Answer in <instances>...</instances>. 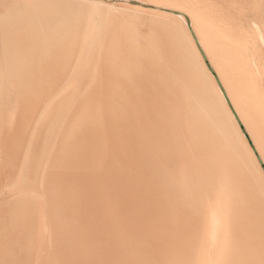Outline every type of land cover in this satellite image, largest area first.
Segmentation results:
<instances>
[{
	"label": "bare ground",
	"instance_id": "bare-ground-1",
	"mask_svg": "<svg viewBox=\"0 0 264 264\" xmlns=\"http://www.w3.org/2000/svg\"><path fill=\"white\" fill-rule=\"evenodd\" d=\"M134 1L135 2L133 3L131 0H60V5L57 3V7L59 8L60 6L59 9L61 10V23H58L60 24V32L58 31L59 28L53 25L50 26L49 22H47L49 25L45 24L47 27H56L57 29H53H56L61 34L59 43L56 38V44L54 43L52 45L49 43L53 46V57L49 56V52L51 51L49 47L46 46L49 50L47 55L52 59L55 58L54 62L50 63L53 64V67L61 68L62 79L65 78L62 83L60 101H56L55 106L53 105V102L48 106L46 104L47 102L45 105H40L41 103H39L37 97H35L36 101L33 100L34 103L32 102V104L30 102V105L28 106V109H30L32 113L29 114L30 111H26L25 115H23L24 113L22 112L24 108L20 107L18 118H16V116L12 117V115H5V104H0L1 113H4V116L0 115V118L3 119L6 127L3 124L2 125L7 131L5 132L6 139L4 138V143L12 144L10 146L3 144L4 147L0 149L1 153L3 152L1 157L5 155V157H3L5 160L8 156L11 157L16 155L14 160L15 165L17 159L20 160V162L18 160L19 163L15 167L13 166V168H10L13 164L11 166L6 165V167L4 166L5 163H3L4 165L0 166V172H2L1 167H6L7 169L10 166V170L14 169L12 171L7 170L8 172H11V174H8L6 171V174H8V177L10 176V178L8 180L6 179V184L4 182V184L2 183L5 187L3 188L4 196L1 200H11V203L12 201H19L21 204H23L22 202H28L36 209V213L32 211L33 215L36 214V218L34 219L30 217L36 221L35 228L33 227L34 223H32L34 221H31L33 228L31 227L30 230L32 231V229H34L31 233V235L34 233V236H29V238H32L30 241L34 242L33 247H31L32 251H30V245L32 244H29L28 242L29 245H27V243L25 244L26 241H23L26 246H23L25 249L21 251L22 254L20 253L24 260L21 257V260H19L16 257L17 254L11 251L15 248L12 244L14 245V243L17 242V244L20 245V241L21 244L23 243L22 236L24 235L23 233H25L24 230L27 226L23 224L24 229H22V227L19 228L22 229L21 231L23 232L21 233L23 235L21 238L16 237V239H20V241L17 240L16 242H13L7 240L10 245L7 244L6 248H3V246L1 247V249L3 248L5 250L1 251L0 249V264H152L157 262L158 258L155 259V255L157 252L160 254L163 253L162 249L165 248L166 244L164 243L166 239L163 241V238L167 235L163 232L162 227H157L158 224L160 223L159 225H163L164 227L172 224L174 229L179 226V228L177 227V230H180V225L178 224L182 222L185 225V222L188 221V225H190L188 230H186L187 233H185L186 239L182 236L181 239H184L181 241L179 239L181 235L180 237H177L181 241L178 240L181 243L180 249L185 246L186 253L184 254L187 257L178 256L182 261L181 259L179 260L176 258L177 261H175V264H264V0H244L242 3L236 0V5L234 3L236 1H234L231 4L229 3L228 7L222 6L219 0ZM26 3L27 2H25V4ZM47 3L48 2H45V4ZM58 8L57 10L59 11ZM50 12H52V10ZM53 16L55 15L53 14ZM248 18L249 20L247 21ZM39 19L41 20V18ZM45 19L47 20V18ZM64 19L67 20L66 24L69 23L68 27H65V23H63ZM48 20L51 19L49 18ZM43 22L44 21L41 23L39 21V24L42 26ZM64 22L66 21L64 20ZM16 26L18 27V25ZM16 26H13V28H16ZM50 29H47V31H50ZM14 30L16 29H13V31ZM45 30L44 32H47ZM58 32L53 33L54 36ZM60 34H58L57 37H59ZM13 37L15 38L14 35ZM24 37H26V35ZM55 39L53 38L51 40ZM21 40L24 42L25 39ZM18 41H20V39L17 40V43ZM14 43L15 45L17 44L16 42H12V45H14ZM33 46L35 47V45ZM30 48L32 49V47ZM41 50V52H44L43 49ZM18 52H15V54H18ZM30 53H28V56ZM33 60L34 58L32 61ZM42 60L43 59H41V61ZM117 64L120 66V70L122 68V71L119 73V79L122 75L121 73H124L123 77H121V81L123 78V83L118 82L117 84L122 83L124 86H126L125 83L129 80L127 78L126 81H124L128 72L137 71L138 73H141L142 69L144 72L148 71L149 79L152 80L151 76L154 78L153 84H155V87H153L151 83V85L149 84L154 89V91H151L152 88L149 90L152 92V95H150L153 96L152 98L154 99L151 104H149L148 97V104L144 102L146 101L143 100L144 98L140 100L141 102H144L143 104H145V106L148 105L147 109L149 111L145 109V111L147 110L148 112V116L146 115L144 118V116H142L143 114H141L142 107H139L141 102H139L138 105H135L133 102L129 101L132 97L127 99L130 95L135 94L136 91L133 89L132 92L134 93L129 95V93H123V86L117 87L122 90V93L119 90L120 94H124V96L119 95L120 97L118 95L115 96L120 98L116 99L119 103L121 102L118 105L122 106L124 102H122L121 99L122 97L125 98L122 100L126 102L128 100V103H131L130 106L132 107L137 106L135 108L137 112L133 109L132 111L138 114L139 111H141L140 116L144 119L138 114H136L137 116L130 117L131 114H129L128 111L131 112V110H125L126 108H123V111H125L123 114L125 115L126 111L129 114H127L125 119L127 118L128 120L132 118L133 120V122L131 120V123H133L132 126L135 129L134 134L136 136L132 137L137 139L130 138L129 140L127 133L124 132L127 136L124 133L122 134L124 135V137H122V150L124 149V154L122 155L124 156L120 159L119 156L116 157V155L113 154L115 159L111 162V158L114 157L108 155L111 160L108 162V165H106V173L104 174V170H102L103 175H106V182H104L106 189L103 190L106 191V193H103L105 194V203L103 201L98 203L100 197H98V201L96 202L99 205L95 204L94 202L96 200L92 199V203L95 205L93 204L94 206L93 208L91 207L92 209L90 212H86L83 210V207L87 210V207L90 205L92 206V204L88 205L89 202L91 203L92 201L90 195L92 193L87 191L89 192L91 200L89 202V199L87 200L88 204H83V207L79 205L82 202L81 198L84 196L85 199V195H87L83 194V190H85L86 187L84 185L85 189H83V185H81L83 183L81 182L86 184L90 182L91 179H85V181L87 180L86 183L85 181H81L80 178L78 182L75 181L78 185L81 181L80 187L83 189L81 191L83 195H81L79 201L78 198H75L76 192L74 194L71 192V190L76 191L78 185L72 183L74 181H70L71 183H68V185L71 184V187L72 184L74 185L72 187L73 189H71L70 185L68 186L65 184V182H68L65 181V179H68L66 178L68 177L66 174L72 173L68 179L71 180V176L75 174L78 175V173L75 172V170L69 172V165L72 163H69V165L66 163L70 160H75H73V158H68L67 155L70 153L69 151L73 150H65L63 142L66 135H68V130L73 132L72 136H75L74 133L78 130L74 131L73 128H71L72 130L69 129L70 127H73L72 125L74 124L78 125L76 128H79L80 125V130L81 127L83 128V131H80L81 134H78V139L75 138L77 141H74L78 142V145L71 141L73 142V145L75 144V146L79 147L81 150H83L84 147L88 148L86 147L88 144L90 150H93V147L95 148L93 145L97 146V142L102 139L99 140V138H97L99 141L95 142L93 138L94 136L96 138L97 135H101V138L102 136L104 138L106 135V129H103V133L101 128V133L99 130L101 125L99 127L98 122L100 119L105 118L108 112L107 114L105 113L106 115L100 116L97 107L100 106L99 101L106 96L102 97L101 95L103 94L100 95V93H103V91L100 92L99 90L100 93H98V95L101 98L97 96L99 97L97 99V107L94 106V103L96 102L91 99L93 95L96 94L93 89L102 85L100 82L102 81L105 67L108 68L107 70L109 73L111 69L114 70L116 68ZM39 66H36V69L39 68ZM26 69L25 71H28ZM18 70L19 69H17V71ZM116 71L117 70H115V73L113 74L114 77H117V75H115ZM150 72L152 73L151 76ZM6 73L9 74L8 72ZM36 73H38V71H36ZM138 73H134V76ZM11 74L12 72L10 75ZM28 74L26 72V76ZM146 75L147 74L144 75V79L145 77L147 79ZM8 76L6 75L5 77ZM129 77L131 78V76ZM137 77L138 76H136V79L140 76ZM106 78H108V83H111L110 87H107L109 85L106 87L112 89L111 81L116 80H113V77L111 80L109 74ZM136 79L133 81L137 82L136 86H138V80L135 81ZM149 79H147V81ZM133 81L131 82L134 83ZM105 84L107 83L105 82ZM143 84L141 85L142 87L145 85ZM113 85V87L117 86L115 83H113ZM104 88L105 87L103 86V89ZM107 88L106 90H108ZM117 88L112 89L114 94L118 91L115 92ZM128 88L129 85L126 89L128 90ZM145 88L147 89V87ZM146 89L144 93H146ZM7 90L11 91V89H5L4 91L7 93ZM110 92L112 91L110 90ZM91 93L92 96H90ZM139 93L141 94V92ZM139 93L137 94L138 97L140 96ZM114 94L111 93L112 96ZM116 94H118V92ZM126 94H128V96ZM145 95L149 96L148 92ZM89 96L91 99H89ZM108 96L109 99H112L110 98L112 96ZM115 97L113 100H115ZM138 97L134 99L137 100ZM94 99L96 101V97H94ZM106 100L102 103V107H104V103L107 102ZM113 102L112 104H115V102ZM110 104L111 103L108 105L109 107L112 106ZM116 106L117 105L114 107ZM125 106L127 107V104ZM94 107H96V110L98 109L97 112H94ZM102 107L100 109H102ZM105 107H107V105ZM109 107L107 108H113ZM119 108V110H122L121 107ZM88 109L92 111L88 112ZM113 110L115 111V108ZM102 111H104V109H102ZM117 111L118 110L114 113ZM133 112L131 113L133 114ZM119 113L122 115V112ZM119 113L117 112L116 114L119 116ZM112 115H109L107 120L104 119L105 122L108 121ZM124 115H122V117ZM118 116H116L114 122L120 121L116 120L120 117ZM73 119L77 122L74 121L75 123L71 125ZM125 119H122L123 121H121V123L123 122V128L126 124L129 125L127 120L126 123H124ZM100 123H104L103 119ZM119 125L117 127H119ZM107 127H109V125ZM129 127L127 126V132L130 130ZM243 127L245 129H243ZM15 128H17V131L14 130ZM112 128V130L115 129L114 127ZM120 128H118L119 130L115 129L119 131H117V134L111 133L110 136L108 134L111 131L107 128L109 129L107 136L110 138L112 135L118 136V133L121 132L120 130H123ZM127 128H125V131ZM247 134L250 136V139L253 142L252 144L249 142ZM119 136L121 137V135ZM1 137L3 138V133L1 134ZM70 137L71 136H69V138ZM2 138L0 140H2ZM112 138L115 139L116 137ZM112 138L110 140H112ZM71 139L74 138H70V140ZM106 139L105 136L103 141ZM131 139L136 140L135 142L138 143V148L137 145H135L136 147L134 146L137 149H134V147L131 146L134 151L129 150L130 144L126 145L129 149L125 147V144L131 141ZM116 140L113 141L116 142ZM103 141L101 142L103 143ZM113 141L111 142L108 140L106 143L113 145ZM120 141L122 143V139ZM115 142L114 145H116L118 141ZM106 143L103 145L108 146ZM21 144H24V147L21 146L23 148H18V145L20 146ZM69 144L71 145V143ZM69 144H67V146ZM119 145L120 144L117 146L119 149L118 151H121ZM102 146L100 145V147ZM100 147L98 146V149L95 148V150H97V152L98 150H102L101 152H103L104 148L99 149ZM110 147L111 146H109V148ZM67 148L69 147H66V149ZM20 149L22 153H18ZM77 149L75 148V150ZM108 149H105L106 151H104V153L109 154V151V153H107ZM75 150L73 154L75 153L76 155ZM85 150L87 152L88 149H84L83 151L85 152ZM79 151H77V154L82 152ZM111 152L114 153V150ZM88 153H91V151H88ZM99 153L100 152H98V154ZM119 153L121 154V152ZM83 154L84 153L82 152V155ZM88 155L92 156V154ZM93 155L95 156L97 154L94 153ZM18 156L19 158H17ZM85 156L86 155H84V157ZM108 156L107 159L109 158ZM69 157H71L70 154ZM87 157L89 156H86V158ZM60 158H68V161L64 162L65 166L69 167V171L64 174L68 169L66 170L63 168L66 171L64 170V172L58 175V171L64 166H61V163L64 164V162L60 163ZM89 159L91 160L92 157H89ZM97 159V162L99 163V157ZM119 159L120 161H118ZM12 160L11 157L10 161ZM57 160L59 161L57 162ZM104 161H107L106 158ZM124 161H126V163H124ZM2 162L0 164H2ZM8 162L6 161V163ZM81 162L82 161H80V163ZM85 162L87 163V161ZM97 162H94V164ZM10 163L11 162L8 164ZM103 163L100 165L103 166ZM59 166L61 168H59ZM101 166L99 167L102 168ZM99 167L96 165V168ZM84 168L85 167L83 166V171ZM86 169L87 168H85V170ZM96 170L97 169H95V171ZM80 171H82V167ZM88 171L89 169L86 173ZM98 172H101V170ZM79 173L82 174V172ZM96 173L92 174L94 175ZM102 173L100 174L101 176ZM61 175L65 176V179H63ZM77 175H75V177ZM142 175L145 176L144 183H142L143 177H140ZM3 177L5 176L3 175ZM84 177L88 178L86 175H84ZM104 177L102 176V178ZM2 180L5 179L3 178ZM92 180L91 183L88 184H90L91 187L93 186V189H91L94 190L95 184L92 185V183H95L96 179L95 181ZM99 182L100 180L98 183ZM63 184L64 186L66 185L65 187L67 189L68 187L71 189L70 191L68 189V191L70 192V195L73 194L75 199L69 195V192L64 186L60 189L59 193L57 192L58 194L54 193L57 190L59 191V185L62 187ZM88 184H86V186H88ZM75 185H77V187H75ZM97 185L103 186L104 184L96 183V187ZM90 186H88V188ZM81 188H79V190ZM64 189L68 192L69 197L66 193L65 195H62L64 196L62 199L68 197L69 200L72 198V201L73 199L75 201L78 200L80 202L78 205L82 207L81 210L83 212L85 211L84 213H81L77 208L78 213H81V215H78H84L86 217L91 215V218L89 216V219L87 220L85 217V219H81L83 216L81 218L78 216V220H76L74 216L77 212L75 213L74 210H72L71 212L74 213L67 212L68 214L70 213L68 215L64 212L66 210H62L63 213L61 211L62 208H60L59 212L67 214L68 218L70 215L74 214L71 218L77 221V225L76 227L74 226V228L72 227V224L70 225V223H73V219H68L65 217L66 215L64 216L66 220H72L71 222H66L73 228L70 231L71 236H69L70 239L73 238V242L71 241L72 244L69 242L70 239H67V234H69L68 231L71 227L67 228L69 225H66V234L63 229L66 223H63V226L61 221L55 219V217L58 218V215L56 214L58 211L54 212L57 216L53 213V210H56L55 204L57 202L55 203V201L52 200H56L58 195H61V191ZM91 189L90 191L93 192ZM98 189L99 188H97V193L99 194L100 191L98 192ZM52 192L53 197L51 196ZM78 192L80 194V191ZM54 194H57L56 198L54 197ZM79 194L77 197H79ZM60 195L58 197L59 199L62 197ZM66 201L63 202L65 203ZM72 201L70 200L72 205L74 203L76 204L75 201ZM68 202L69 201L65 204L59 202L60 204H58L59 206H63L68 204ZM2 204L0 206H2ZM76 205L74 206L75 210ZM4 206L5 205H3L2 208ZM22 206L25 207L24 204ZM53 206L54 208H52ZM59 206L57 205L58 209ZM103 206H105L104 209ZM5 207L4 209H7ZM23 207L19 208L20 212L23 210ZM71 207L73 208V206ZM94 207L95 209L99 208V210H101H96L98 211L97 214L101 212V216L100 214L98 216L96 211L93 212ZM11 208L12 211L8 208L10 213L13 212V210H17V207L15 209L13 207ZM27 208L28 207L25 209ZM31 208L28 210H31ZM19 209L17 211H19ZM168 209L169 211L167 212ZM15 212H13V214L11 213L12 216H14ZM3 213L5 214L4 211ZM18 214L16 216L17 218L15 216L13 218L15 221H20L22 216L25 217L26 215L21 213L22 215L20 214L21 217H19ZM62 214L60 215L59 213L60 219L63 217ZM1 215L2 214L0 213V216ZM6 215L11 216L10 214ZM31 215L32 214H29V216ZM104 215L107 216L105 218L107 219L106 221H104L105 219H102L104 218ZM29 216L27 215L26 217ZM8 218L10 219L12 217ZM15 218L20 219L16 220ZM65 218H63V220ZM25 219L26 218L22 220L25 221ZM55 220L62 224V229L66 235L60 230L57 231V226H60V224ZM21 221L20 225L22 223ZM75 221L74 223H76ZM10 222L11 223L8 222L10 225L9 227L12 228L13 221ZM54 222H56L55 225H59L53 227ZM17 223L18 222H16V225ZM79 223L82 224L81 226H83V224L86 225V223L90 226L81 227ZM26 224H28V222ZM0 225L3 226L4 224ZM30 226L28 227L30 228ZM169 226L171 229L172 226ZM9 227L5 228L7 229V233L11 230L13 231V228L16 230L18 226H14L10 231ZM1 229L3 230V228ZM181 229H184V227L182 228V225ZM14 231L12 233H14ZM60 232L67 237H61L62 235H60ZM171 232L174 234L175 231ZM21 233L19 234L21 235ZM253 233L255 236L253 240L256 238V241L253 242V240H251L254 244L248 242L250 239L249 237H251ZM181 234L184 235V233ZM174 235L175 237L177 236L176 234ZM2 236L5 237V235ZM27 237H25L24 240H27ZM61 238L63 241H65L64 239H67L69 244L66 242L67 245L65 243V245H63V243L60 242V240H62ZM1 239L3 238L1 237ZM168 240L171 241L169 237ZM175 240L176 239H174V242L171 241L172 244L169 242L170 245L167 247L170 248L175 246V249L177 245L180 247V243L178 241L175 242ZM247 242L251 246V249L249 247L248 251L245 252L246 248L244 249V247H247ZM176 243L179 244L176 245ZM14 246H16V244ZM179 247L177 249H179ZM177 249L175 250L176 252H178ZM167 251L164 253H167L168 255L170 252ZM173 251L171 255H173ZM181 251H183V249L180 250V252ZM11 252L14 253L13 255L16 258L12 256ZM15 252H18V249ZM163 255L164 254H162V257ZM10 256L14 258L12 259ZM171 259H166L164 255V261L166 264H172L171 261H174V259ZM157 264L159 263L157 262Z\"/></svg>",
	"mask_w": 264,
	"mask_h": 264
},
{
	"label": "rangeland",
	"instance_id": "rangeland-1",
	"mask_svg": "<svg viewBox=\"0 0 264 264\" xmlns=\"http://www.w3.org/2000/svg\"><path fill=\"white\" fill-rule=\"evenodd\" d=\"M234 1H236V0H219L220 4H221L222 6H225V7H228V6H229V3L231 4V3H233ZM237 1H238V2H241V3L244 2V0H237ZM237 1L234 2L235 5H236ZM131 2L134 3L135 1H134V0L132 1V0H131ZM63 17H64V16H63ZM249 18H250V16H249ZM249 18L247 19V21L249 20ZM262 18H263V16H262ZM64 20H65L66 22H64ZM64 20H63V23H65V24H64L65 27H68V26H69V23L66 24V23H67V20H66V19H64ZM69 21H71V20H69ZM263 51H264V48H263ZM108 56H109V55H108ZM108 56H107V57H108ZM207 63H208V62H207ZM208 65H209V63H208ZM118 67H119V68H118ZM107 69H108V68L105 67L104 70L106 71V74H105V71H104V73H103V77H104V78L102 77V81H101L102 83L100 82V84H102L105 88L103 89V86H102V85H99V86H97L96 88L93 89V91L96 93V94L94 93L96 96L93 95L92 99H91V97H90V96H92V93H91L90 96H89V99H91V100H93L94 102H96V103H94V106H96V104H98V103H97V102H98L97 99L100 97V96L98 95V93H100V92L103 91V93H100V95H101V94L104 95V96L101 95L102 97H105V96L107 97L108 95L112 96L111 93L114 94V92H113V90H112L113 88H117L118 86H121V87L123 86V87H126V88H127L128 85H129L128 90H127L126 88H123V87H122V89H124V90H123V93H129V95H130V94L134 93V92H132L133 89L136 91V92H135L136 95H135V94H132V95H130V97H128V98L125 96L127 99H129V98L132 97L131 99H129L130 102H133V104L138 105V103L141 102L140 100L144 98L143 100H146V101H144V102H146V103L148 104L147 97H148V99H149V104H151V102H153V99H154V98H152L153 96H151V95H152V94H151V93H152L151 91H154V89H153L152 86H150V85L152 84L153 87H155V84H153V83H154V82H153V81H154V80H153L154 78H153V76H151V75H152L151 72H150V76L152 77V78H151L152 80L149 79V76H148V75H149V72L146 71V72H147V73H146V72H144L143 69L141 70V71H142L141 73H140V72L138 73L137 71H130V72H128V74H130V75L127 74V77L125 78L124 81H126V79L128 78L129 80H127V82H128V81H130V82H128V83L126 82L127 84L124 82L125 85H126V86H124V84H122V83H123V82H122V81H123V78H122V81H121V77H123V75H124L123 72L121 73L122 75H121V77H120V79H119V76H120L119 73L122 71V68H121V70H120V66H118V64H117V65H116V68H115L114 70L111 69L109 73H108V70H107ZM118 69H119L120 71H119ZM112 70H113V71H112ZM115 70L119 71V72L116 71V74H115V75H117V77H114V75H113V74L115 73ZM131 72H133V73H131ZM117 73H118V74H117ZM134 73H138V74H136V76H138V77L140 76V77H139L140 79H139L138 77H137L138 79H136V76H134V75H135ZM108 74H109V78H110V79L113 77V80H116V81H117V82H116V81H111V82H112V86H111L112 89H111V88H110V89L107 88V87H110V84H111V83H108V80H107L108 78H106V77H108ZM140 74H142L143 76L140 75ZM145 74H147V75H146V76H147V79H149L150 81H149V80L147 81L146 77H145V79L143 78ZM106 75H107V76H106ZM132 75H133V79H132ZM110 76H111V77H110ZM129 76H131V78H130ZM141 76H142V78H141ZM117 78H118V80H117ZM130 79H131V80H130ZM134 79H136L135 81L138 80V86H136V83H137V82H134V81H133ZM64 80H65V78L63 79V81H64ZM111 80H112V79H111ZM119 80H120V81H119ZM140 80H143V81H140ZM131 81H133L134 83H132ZM144 81H145V82L147 81V82L145 83ZM105 82H106L107 84H105ZM118 82H119V83L122 82V83H121L122 85H121V84H117ZM140 82H141V83H140ZM143 82H144L145 85L143 84ZM103 83H104L105 85H104ZM113 83H115V85H117V86H116V87H113V86H114ZM129 83H132V84H129ZM150 83H151V84H150ZM133 84H135V85H133ZM139 84H140V85H139ZM142 84L144 85V87L141 86ZM147 84H148V85H147ZM149 84H150V85H149ZM107 85H109V86H107ZM132 85H133L134 87H133ZM100 86H101V87H100ZM106 86H107V87H106ZM130 86H131V87H130ZM135 86H136V89H135ZM140 86H141L142 88H144V89H142ZM99 87H100V88H99ZM121 87H120V88H121ZM138 87H139V88H138ZM145 87H147V89H146ZM149 87H150V88H149ZM97 88H98V89H97ZM106 88H107L109 91L106 90ZM130 88H131V89H130ZM151 88H152V89H151ZM141 89H142L143 91H142ZM145 89H146V93H144V92H145ZM150 89H151V91H149ZM96 90H97V91H96ZM99 90H100V92H99ZM105 90L108 91V92H106ZM110 90H111L112 92H110ZM117 90H118V91H117ZM119 90H120V89H118V88L115 90V92L117 91L118 94H116V93H117V92H116V93L113 95L114 97L117 96V95H118V96H119V95H120V96L122 95V94H120V92L122 93V90H120V92H119ZM129 90H130V91H129ZM104 91L106 92V94H107V93H108V94L106 95ZM128 91H129V92H128ZM137 92H138V93L141 92V94L139 93V94H140L139 97H138V95H137V94H138ZM147 92H148V94H149L150 97H149L148 95H145V94H147ZM150 94H151V95H150ZM126 95L128 96V94H126ZM97 96H99V97H97ZM113 96L110 97V98H112V99H109V96H108L107 98L105 97L107 100L104 98V99L107 101V102H105L106 104L104 103V107H105L106 105H107V107H109L108 105H109V103H111L110 105H112V106H110L109 108H112V107H113L112 109H108L107 107H105V108L102 107V106H103L102 103L105 101L103 98H102L101 100L99 99V100L101 101V102L99 101V104H100V106L102 107V109H104V111H102V109H100V108H101L100 106H98V107L96 106V107L99 109L98 112H100V113H99L100 116H104V115H106L107 112H108V114L106 115L105 118L100 117V118L103 119V121H104L105 124H104V123L101 124L100 122H101L102 119H100L99 122H98V126L100 127V125H101L100 128L98 127L99 130H100L101 128H102V130L105 128L106 130H105V129H104V130H105V134H106L105 136H106V138H107V139L109 138L108 140L111 141V142H112L113 140L118 139V140H116V142L118 141L117 143H116L115 141H113V145H112V144H108V143H106V142H108L107 139H106L107 141L104 140V141H106V142L103 141V139H105V136H104V138H103V136H102V138H101V135H100V136L97 135L96 138H95V136L93 137V138H94V141L96 142V141H99V140L102 139L101 141H103V143H102L101 141H99V142H101V143L97 142L99 145L97 144V146H96V145H93V146H95L96 149H98L97 147H98V146L100 147V145L102 146L104 143H106L108 146L103 145L102 147L99 148V149L104 148V149H103V152H101L102 150H98V152H100L101 155H100V153L98 154L97 150H95L94 147H93V150H90V149H89V144H88V146H86V147H88V148H85V147H84V149H88L87 152H86V150H85V152H84V151H83L84 149L81 150L79 147L75 146V144L78 145V142H74V141H77V139H78V137H79L78 134H79V133L81 134L80 131L83 129L82 127H81V130L79 129V128H80V125H79V128H76V127H78L77 124H76V125H75V124L72 125L73 123H75V122H74V121H76L75 119H73V121H72V123H71V125H72L73 127H70L69 129L73 128L74 131H75V130H78L79 132H78V131H75V133H74L75 136H72L73 132H71V131L68 130V135H66V137L64 138L63 145H65V147H64L65 150H70V149L73 150V151H69V152H70L69 154L71 155V157H69V154H68V152H67V154H68V155H67L68 158H70V159L73 158V160H75V161H76V159H77V161L75 162V161H72V160H70V159H69L70 161H68V158H67V159H66V158H62V159L60 158V159H59V160H60V163H61V162H64V161H66V162L68 161L66 164H68V165H69V163H70V164L72 163V164L69 165V167H70V171H69V167H68V166H65V162H64V164L61 163V166H62V165H64V166H63L62 168L59 166V168H61V170L59 169L60 171H58L57 174H58V175L61 174L62 172H64L65 169H66V170L68 169V170H67V171L65 170L66 172H64V174L67 173L68 171H69V172H73L74 170H75V172L78 173L79 176H78L77 174H75V175H77V176H76V177H75V175L71 176V180H68V179H69V176L72 175V173H70V174H69V173L66 174V175L68 176V177H66V178H68V179H65V178H64L65 176L61 175V176L63 177V179H65V181H68V182H65V184H67V185H68V183H71L70 181H74V182H72V183L78 185V183H76V182H78L80 179H81V181H85V179H87V180L91 179V180H92V179L95 177L92 181H95V179H96V181H95V183H92V185L95 184V187H94V188L96 189V191H95V189L92 190V189H93V188H92L93 186L91 187L90 184H88V183H91V180H90V182H88V183H86V182H87V180H86L85 183L88 184V186H90V187H89L90 189L92 188L91 190H92L93 192L90 191V189L88 188V186H86V184H84V182H81V181H80V182L83 183V184H81V183L79 182L78 187H77V185H75V187H77L78 191H80V194H79V192L77 191V189H76L75 187H74V188L76 189V191H75V190L72 191L71 189H73L72 187H73L74 185L72 184V187H71V184H69V185H70V188H71V189H69V187H68L69 185L67 186L68 189H69V191L71 190V192H72L73 194L76 192V194H75V198H76V199L78 198L79 201H80L81 195H83V194H87V195H85V199H84V196L81 198V199H82V202H81V203H80L78 200H77V201L74 200L75 198L73 197V194L71 193L72 195H70V192H69L68 189L65 187L66 185L64 186V184L62 185V187H61V185H59L60 188H59V186H58L59 191L57 190L56 192H54V191H53V192H54V193H57V192L59 193V192H60V189H62L63 186H64V188H66L67 191L69 192V195H70L71 197L74 198L73 201H72V198H70V200H71L72 202L75 201L77 205H78V203H80L79 205H81L82 207H83L84 205L88 204V202L91 201L92 199H93V200H96L94 203L97 204V205H99L98 203H99L100 201H103V202L105 203V194H103V193H106V191H103V190L106 189V187H105V183H104V182H106V181H105V180H106V175H103V173H104V174L106 173V171H105V170H106V167H107L106 165H108V162H110L111 159H112L111 162L114 161L115 156H113V154H115L116 157L119 156L120 159L124 156V155H122V154H124V149L122 150V148H123V138H122V137H124V135H122V134H123L124 132L127 133L128 136H127L125 133H124V134H125L127 137H129V140H130V138H133L132 136H134V137L136 136V135L134 134V130H135V129H134V127L132 126L133 123H131L132 118H131V119H128V120H130V121H128L127 118L125 119V117H127V114H128V113L131 114L130 117L137 116L136 114H138V113H135V112L132 111V109H133L134 111L137 112V110L135 109L137 106H134V107L130 106L131 103H128L129 101H128L127 99H126L127 102H126V101H123V100L125 99V98H123V97H122L123 100L121 99V101L124 102L123 104L126 103V104H127V107L125 106L126 104H125V105L122 104V106H120V105H118V104H120L121 102L119 103V101L116 100V99H118L120 96H119L118 98L115 97V100H113V99H114ZM122 96H124V94H123ZM133 96H134V97H133ZM143 96H144V97H143ZM94 97H96V101H95ZM136 97H138L137 100H135ZM140 97H142V98H140ZM100 98H101V97H100ZM134 98H135V99H134ZM139 98H140V99H139ZM150 98H152V99H150ZM119 99H120V98H119ZM133 99L135 100V103H134V100H133ZM3 100H4V98H3ZM103 100H104V101H103ZM108 100H109V101H108ZM111 100H112V101H111ZM132 100H133V101H132ZM110 101H111V102H110ZM113 101L115 102V104H112ZM136 101H137V102H136ZM87 102H88V101H87ZM87 102H86V104L88 105ZM114 102H113V103H114ZM117 102H118V103H117ZM144 102L142 101V102L139 104V107H142V108H141V111H142V112L139 111V109H140L139 107H138L139 109H138V108H137V109H138V111H139V114H138V115L140 116L141 114H143L142 116H144V118H145L146 115L148 114V112H147V110H148V109H147L148 105L145 106V104H143ZM116 103H117V104H116ZM136 103H137V104H136ZM101 104H102V105H101ZM128 104H129V105H128ZM133 104H132V105H133ZM2 105H3V103H2ZM115 105H117L118 107H117V106L114 107ZM142 105H143V106H142ZM144 106H145V107H144ZM152 106H153V105H152ZM96 107H94V109H95ZM99 107H100V108H99ZM119 107H121L122 110H119V109H120ZM129 107H130V108H129ZM85 108H86V106H85ZM114 108H115V111L118 110V111H117L118 113H119V112H122V115H124L123 113L125 112V111H123V110H124L123 108H126L125 110H128V109H129V110H131V112H133V114H134V113H135V114L133 115L131 112L128 111V113H127V111H126V113H125L126 116H125V115L123 116L124 118L122 117L121 113H119V116L121 115V116L119 117L118 114H116L117 112L114 113V112H115V111L113 110ZM116 108H117V109H116ZM118 108H119V109H118ZM98 109H97V110H98ZM106 109H107L108 111H107ZM142 109H143L144 111H143ZM145 109H147V110L145 111ZM97 110L95 109L94 112H97ZM90 111H92V110H89V109H88V112H90ZM101 111H102L103 115H102ZM105 111H106V112H105ZM111 111H113V112H111ZM148 111H149V110H148ZM140 112H141V114H140ZM146 112H147V113H146ZM105 113H106V114H105ZM109 113H111V114H109ZM2 114H3V115H2ZM112 114H113V115H112ZM114 114H115V115H114ZM129 114H128V115H129ZM144 114H145V115H144ZM0 115H1V116H4V113H1V105H0ZM109 115H112L113 117H114V116H115V117L113 118L112 116H110V118L108 119V121L105 122V120H107V118L109 117ZM116 116H118V117L120 118V119L117 118L116 120H120V121H115V122H114ZM142 116H140V117H142ZM147 116H148V115H147ZM111 117H112V118H111ZM121 118H122L123 120L125 119L124 123H126V120H127V123H129V125H128V124H126V125H127L128 127H129V126H130V127L132 126L131 128L129 127V129H130L129 132H127V131H128V128H127V126H126L125 124H124V125H125L126 127L124 126V128H123V126H122V123H123V122L121 123V121H123V120H122ZM142 118H143V117H142ZM142 118H141V119H142ZM144 118H143V119H144ZM104 119H105V120H104ZM111 119H112L113 121H112ZM143 119H142V120H143ZM109 120H110V121H109ZM70 121H71V120H70ZM76 122H77V121H76ZM108 122H109V123H108ZM111 122H112V124H111ZM132 122H133V120H132ZM106 123H107V124H106ZM117 123H118V125L120 124L119 127H117V126H118ZM2 124L6 127L5 123L3 122V119L0 118V131H2V132H0V133H1V134L3 133V138L1 137V134H0V139L2 138V140H0V141H2V142H0V143L2 144V145L0 144V149L3 148L4 145H7V146L12 145L11 143H10V144H9V143H8V144H7V143H4V142H5V141H4V138L6 139V137H5V132H7V131H6L5 127H4ZM110 124H111V126L113 125L112 127H114L115 129H118V128H120V127H121L120 129H123V130H120V131H121V132H120L121 134L118 133V136L121 135V137L119 136V138H118L117 135H116V136H113V135H112V137H116V138L114 139V138L111 137L112 140H110V139H111V138L109 137L110 134H111V133H115V134H117V131L119 130V129H118V130H115V129H114V130H115V132H114V130H112L113 128L110 126ZM114 124H115V126H114ZM96 125H97V124H96ZM103 125H104V126H103ZM108 125H109V127H107ZM116 125H117V126H116ZM74 126H75V127H74ZM102 126H103V127H102ZM110 127H111V128H110ZM74 128H76V129H74ZM107 128L110 129V131H111L110 133H109V131H108L109 129H107ZM125 128H127L126 131H125ZM96 129H97V128H96ZM243 129H245V128L243 127ZM4 130H5V131H4ZM71 130H72V129H71ZM104 130H103V133H104ZM132 130H133V131H132ZM82 131H83V130H82ZM97 131H98V130H97ZM106 131H107V132H106ZM122 131H123V132H122ZM69 132L71 133V135H70ZM100 132H101V130H100ZM118 132H119V131H118ZM96 133H97V132H96ZM101 133H102V132H101ZM108 133H109V134H108ZM107 134H108L109 136H107ZM115 134H114V135H115ZM132 134H133V135H132ZM130 135H131V136H130ZM69 136H71L70 138H74V139H71V140H70ZM76 136H77V137H76ZM247 137L249 138V142L252 144L253 142H252V140L250 139V136H249L248 134H247ZM68 138H69V139H68ZM75 138H77V139L75 140ZM97 138H99V140H98ZM65 139H66V140H65ZM96 139H97V140H96ZM121 139H122V143H121V141H120ZM133 139H137V138H133ZM133 139H131V141H129L128 143L125 144V147H126V148H128V146H126V145L130 144V146H129L130 149H129V148H128V149L131 150V151H132V150L134 151V149H137V148H138V143L135 142L136 140H133ZM68 140H69V141H68ZM132 140H133V141H132ZM71 141H73L75 144L73 145V142H71ZM119 141H120V142H119ZM114 142L116 143V145H114ZM134 142H135L136 144H135ZM69 143H71V145H70ZM109 143H110V142H109ZM131 143H133V144H131ZM3 144H4V145H3ZM67 144H69V145L67 146ZM94 144H95V143H94ZM118 144H120V145H119V148H120L121 151H118V150H119L118 147H117ZM121 144H122V146H121ZM135 145H137V148H135V147H136ZM21 146L24 147V144H21L20 146L18 145V148H19V147H20V148H23V147H21ZM109 146H111V147L113 146L112 149H111V147L109 148ZM114 146H115V149H114ZM120 146H121V147H120ZM131 146H132V147L135 146L134 149H133ZM16 147H17V146H16ZM66 147H69V148L66 149ZM75 148H76V149L78 148V149L75 150ZM108 148H109V149H108ZM126 148H125V149H126ZM105 149H108V150H107V153H109V152H110V153H109V154L104 153V151H106ZM110 149H111V150H110ZM116 149H117V150H116ZM74 150H75V152H76V155H75V153L73 154ZM79 150H80V151H79ZM113 150H114V153L111 152V151H113ZM115 150H116V151H115ZM77 151H79V152L82 151L84 154L82 155V152H81L80 154L78 153V154H79V155H78V154H77ZM88 151H89V152L91 151V153H88ZM108 151H109V152H108ZM20 152L22 153L21 149H20V151H19L18 153H20ZM93 152L96 153L98 156H97V155L94 156V155H93V154H94ZM119 152H121V154H120ZM2 153H3V152H2ZM2 153H1V150H0V163L3 161L2 164H0V166L4 165L3 163H5L4 166H6V165H7V166H8V165L11 166V165L13 164L11 167L9 166L10 168H13V166L15 167V166L20 162V160L17 159V161H16V165H15L14 160H15L16 155H15V156L13 155L14 157L11 156L12 159H13L12 161H10V159H11L10 156L6 157L5 160H6L7 162H8V160H9V162H11L10 164H8L9 162L6 163V161H5L4 158H3V157H5V155H3V157H1V156H2ZM71 153H72V154H71ZM111 153H112V154H111ZM116 153H117V154L119 153V154L117 155ZM88 154H92V156H91V155H88ZM105 154H106V155H105ZM18 155H19V154H18ZM84 155L89 156V157H92L91 160H92L93 162L89 159V157H87V158H86V156L84 157ZM108 155L111 156V157H114V158H111V159H110V157H109ZM121 155H122V156H121ZM93 156H94L95 158H96V157H97V158L99 157V160H100V158H101L102 156H103V157L101 158V160H100L99 163H98V162H97L98 159L96 158V159H97V160H96ZM107 156L109 157L108 159H107ZM9 157H10V158H9ZM119 157H118V158H119ZM8 158H9V159H8ZM17 158H19V156H18ZM103 158H104V160H105V158H106L107 161H104ZM63 159H65V160H63ZM94 159H95V161H94ZM120 159H119L118 161H120ZM18 160H19V162H18ZM59 160H57V162H58ZM61 160H63V161H61ZM102 160L104 161V163H105V162L107 163V164L105 163V166H104V163H103ZM80 161H82V162L80 163ZM85 161H87V163H86ZM101 161H102V162H101ZM12 162H13V163H12ZM94 162H97V163L94 164ZM100 162H101V163H100ZM75 163H77V164H75ZM78 163H79L81 166H80ZM92 163H93V164H92ZM102 163H103V166H104V167L100 165V164H102ZM124 163H126V161H124ZM82 164H83V165H82ZM59 165H60V164H59ZM72 165H73L74 167H73ZM85 165H87V166H85ZM92 165H93V166H92ZM94 165H95V167H94ZM96 165H98V167L101 166V167L104 168V169H102V168H100V167H99V168H96ZM121 165H122V164H121ZM7 166H6V167H7ZM83 166H84L85 168H87L86 170H85V168H84V171H83ZM90 166H91V167H90ZM6 167H4V168L1 167V171H2L3 173L0 172V176H1L0 178H1V180H2L3 178L5 179V180H2V181L0 180V183H1V184H2L3 182L5 183V182L10 178V176L8 177V174H11V172H8V171H12V170H14V169L10 170L9 167L6 169ZM57 167H58V166H57ZM66 167H67V168H66ZM78 167H80V168H78ZM81 167H82V171H80V170H81ZM89 167H90V168H89ZM63 168H65V169H63ZM76 168H77V170H79V171H77ZM3 169H4V170H3ZM56 169H58V168H56ZM71 169H72V170H71ZM88 169H89V171H88L89 173H88V172H87V173H88L89 175L86 173V171H87ZM95 169H97V170L95 171ZM121 169H122V167H121ZM124 169H125V167H124ZM7 170H8V171H7ZM100 170H101V172H98V171H100ZM102 170H104L103 173H102ZM6 171L8 172V174H6ZM55 171H56V170H55ZM91 171H92V172H91ZM4 172H5V173H4ZM56 172H57V171H56ZM56 172H55V173H56ZM59 172H60V173H59ZM79 172H82V174H80ZM96 172H97V173H96ZM1 173H2L5 177H3V175H2ZM83 173H84V175H86V177H88V178H85L84 175H83ZM92 173H96V174L93 175ZM101 173H102V176H103V177L105 176L104 178H102V176L100 175ZM73 174H74V173H73ZM90 174H91V175H90ZM58 175H56V176H58ZM97 175H99V176H97ZM6 176H7V177H6ZM56 176H55V177H56ZM80 176H81V177H80ZM82 176H83V177H82ZM91 176H92V177H91ZM2 177H3V178H2ZM96 177H97V178H96ZM140 177H141V178L143 177V178H142L143 180H142V179H140V180H142L143 182H142V181H141V182L144 183V178H145V176L142 175V176H140ZM59 178H61V177H59ZM75 178H77L78 180L75 179ZM79 178H80V179H79ZM6 179H7V180H6ZM72 179H73V180H72ZM61 180H62V179H61ZM99 180H100V182L98 183ZM59 181H60V179H59ZM62 181H64V180H62ZM75 181H76V182H75ZM102 182H103V183H102ZM141 182H140V184H141ZM4 183H3V184H4ZM96 183H97V184H104L103 186H104L105 188H104L102 185H101V186H102L103 188H102L101 186H99V185H97V187H96ZM1 184H0V186H1L2 188L0 187V190H1V191H0V193H1V194H0V205L3 203L2 206L5 205L6 207H5V206H4V207L7 208V209H4V207L2 208V206H0V213L2 214V215L0 216V218L2 219V216H3V219H4V220L2 219V220L4 221V223H3V221L0 219V221H1L0 224H2V225L4 224L3 226L0 225V233H1V235H0V249H1L2 246H3V248H4V247L6 248V245H7V244L10 245L9 242H8V241H10V240L13 241V242H16L17 240L20 241V239H16V237H17V238H18V237L21 238V236L24 234V235L22 236V237H23V238H22L23 240H22V239H21V240H22V242H23V241H24V242L26 241L25 244L27 243V245L32 244V245H30V249H31V250L27 248L28 250L32 251V248H31V247H33V243H34V242L30 241V239H32V238H29V236H31V237L34 236V233H33V235H31V233L33 232L34 229H32V231H31L30 229H31V227H32V225H33L32 223H34V226H33L34 228H35V226H36V221H34V219L36 218V217H35L36 214L33 215V212H32V211H34V213H36V211H35L36 209L31 205V203H28V202H26V203H25V202H22V203L24 204V206H25V207H23V206H22L23 204L19 203V201H17V202H16V201H12V203H11V200H9V201H8V200H1V198H3V196H4V194H3V193H4V189H3V188L5 187L3 184H2V185H1ZM5 184H6V183H5ZM80 184L83 185V186H82L83 189H85V187H86V189H85L86 191L83 190V189L80 187V186H81ZM121 184H122V183H121ZM84 185H85V187H84ZM79 188H81V189L79 190ZM97 188H99V189H98V192L100 191L99 194L97 193ZM87 189H88V190H87ZM82 190L84 191L83 194L81 193ZM63 191H65V192H63ZM87 191H89L90 193H92V194H90V195H91V200H90V197H89V196H90V195H89V192H87ZM53 192H52V195H51L52 197H53ZM62 192H63V193H62ZM68 192H66V190L64 189V190L61 191V195H60V194H59V195L62 196L63 194L65 195V194L67 193V196H68ZM86 192H87V193H86ZM58 193H57V194H58ZM93 193H94V194H93ZM2 194H3V195H2ZM57 194H56V195L54 194V197H55V198H56ZM78 194H79V197H77ZM100 194H101V195H100ZM1 195H2V196H1ZM59 195H58V197H59ZM94 196H95V197H94ZM103 196H104V197H103ZM58 197H57L58 201H57V199H56V200H55V199L52 200V201H55V203L57 202V203L55 204L56 206L54 205L56 210H53V209H52V210H53V213L56 212V211H58V212L56 213V214L58 215V218L55 217V219H56V220L58 219V221H61L62 224H63V223L65 224L67 221H68V222H71V221H72V220L69 221L68 219H70L71 216H74V214H73V215H70V217L68 218V217H67V214H68L67 212H70V213H74V212L76 213V212H77V214L74 216V218H75L76 220H78V218H77L78 216H79V218H81V217L83 216V218H81V219H85V218H86V220L89 219V218H88L89 216H90V218H91V215H89V216H87V217L84 216V215H82V216H80V215H81V213H84L85 211H86V212H87V211L90 212V210H91V209L93 208V206L95 205L94 203H92L93 200L91 201V203L89 202V204H88V205L92 204V206L90 205L89 207H87L88 209H89V208H90V209H89V210H88V209L86 210V208L84 209V207H83V210H85V211L83 212V211L81 210L82 207H80L79 205H78L79 207H78L75 203L72 205V203L70 202V200H69V198H68L69 196H68V197H65V199H62V198H64V196L60 197V199H59ZM86 197H87V198H86ZM88 197H89V198H88ZM92 197H94V198H92ZM98 197H100V200H99V201H98ZM101 197H103V198H101ZM96 198H97V199H96ZM51 199H52V198H51ZM88 199H89V200H88ZM103 199H104V200H103ZM60 200H63V201H66V200H67V201H69L68 204H66L68 207H67L66 205H63V206L60 205V206H59V204L63 202V201H60ZM87 200H88V202H87ZM67 201H66V202H67ZM84 201H85L86 203H85ZM97 201H98V203H96ZM15 202H16V203H15ZM59 202H60V203H59ZM66 202H65V203H66ZM83 202H84V203H83ZM5 203H6V204H5ZM14 203H15V205H14ZM58 203H59V204H58ZM63 203H64V202H63ZM63 203H62V204H63ZM65 203H64V204H65ZM100 203H101V202H100ZM7 204H8V205H7ZM11 204H12V205H11ZM27 204H28V206H27ZM53 204H54V203H53ZM70 204H71V205H70ZM83 204H84V205H83ZM93 204H94V205H93ZM29 205H30V206H29ZM57 205L59 206V209H58ZM75 205H76V210L74 209V208H75V207H74ZM103 205H104V204H103ZM8 206H9V207H8ZM54 206H53L52 208H54ZM61 206H62V207H61ZM69 206H70V208H72L71 206H73V208L70 209ZM11 207H13L14 209L17 207V208H16L17 210H18L20 207H23L22 209H23L24 211L21 210V212H20V209H19V211H17V210H13V212L16 211L15 214H16V213L18 214V213L20 212V213L18 214L19 217H21V215H22L23 213H24V215L26 214L25 217L22 216L21 219L19 218L20 221H21L22 219L26 218L25 221H24V220L21 221V222H22L21 225H20V221H15V220L13 219L14 216H15V214H14V216H12L13 212H11L12 214L10 213L9 209L12 211V208H11ZM26 207H28V208L25 209ZM31 207H32L33 209H32ZM56 207H57V208H56ZM65 207H66V208H65ZM91 207H92V208H91ZM95 207H96V206H95ZM95 207H94L93 212L96 211V210L101 211V210H99V208H98V209H95ZM1 208H2V209H1ZM8 208H9V209H8ZM29 208H31V210H28ZM60 208H62L61 211H62V210H63V211L66 210V211H64V212H66L67 214H62L61 212H59V211H60ZM64 208H65V209H64ZM77 208L79 209V211H81V213H80V212L78 213V211H77L78 209H77ZM104 208H105V206H103V209H104ZM69 209H70V211H69ZM6 210H7V211H6ZM25 210H26V211H25ZM27 210H28L29 213L27 212ZM72 210H74V212H71ZM3 211L5 212V214L3 213ZM8 211H9V212H8ZM22 211H23V212H22ZM30 211H31L32 213H31ZM63 211H62V212H63ZM98 211H96V214H97ZM168 211H169V209L167 210V212H168ZM6 212H7V213H6ZM25 212H26V213H25ZM64 212H63V213H64ZM21 213H22V214H21ZM27 213H28V214H27ZM59 213H60V215H61V214L63 215V217L61 218L62 220L59 218ZM70 213H69V214H70ZM100 213H101V212H99L97 215L99 216ZM6 214H10L11 216L6 215ZM17 214H16V216H17ZM20 214H21V215H20ZM29 214H32V215L29 216ZM56 214L54 213L55 216H57ZM69 214H68V215H69ZM78 214H80V215H78ZM27 215H28L29 217H26ZM54 215H53V216H54ZM65 215H66V216H65ZM16 216H15V217H16ZM33 216H34V217H33ZM64 216L67 217L68 219L66 220V218H65ZM95 216H96V215H95ZM100 216H101V214H100ZM8 217H12V218L9 219ZM30 217H32V218H34V219H32V218H30ZM60 217H61V216H60ZM84 217H85V218H84ZM93 217H94V215H93ZM93 217H92V218H93ZM96 217H97V216H96ZM106 217H107V216L104 215V218H102V219H105ZM6 218H7V219H6ZM16 218H17V217H16ZM16 218H15V219H16ZM27 218H28V219H27ZM63 218H65V219H64L65 221L63 220ZM19 219H16V220H19ZM30 219H31V220H30ZM71 219H73V218H71ZM26 220H27L28 224H26V223H27ZM29 220H30V221H29ZM32 220H33L34 222L31 223ZM56 220H55V221H56ZM106 220H107V219H105L104 221H106ZM5 221H6V222H5ZM10 221H13V222H12L13 224H12V226H11L12 228H13L14 226H16V227L18 226L17 229H16L17 231L15 230V228H13V229L15 230V231L13 230L14 233H12V232H13V231L11 230L12 228L9 227V226H10L9 223H11ZM23 221H24V223H23ZM63 221H64V222H63ZM74 221H75V220L73 219V223H70V225L72 224V227H74V226L76 227V225H77V221H75L76 223H74ZM8 222H9V223H8ZM16 222H18L19 224L17 223V225H16ZM29 222H30V224H29ZM56 222H57V221H56ZM56 222H54L53 227H56L57 225L60 224V226H57V231L60 230L61 232H63L64 235H66V234H67V233H66L67 228H70L71 226H70L68 223H66V224H65V227L63 228L64 224H63V226H62V224H61L60 222H57V223H59V224L55 225ZM188 222H189V221H188ZM188 222H185V225H184V223H182V222H181L180 224H178V225H180V230H177V229L179 228V226H177L178 228L175 227V229H174V227L172 226V224H169V225L172 226L171 229H170V226H169V225H168L169 227H168V226H167V227H166V226L164 227L163 225L160 226V225H159L160 223L158 224L157 227H162V228H163V232H165V235H167V236H165V237H167V238H165V237L163 238V241H165V239H166V241L164 242V243H166V244H165V248L162 249V250H163V253L160 254V253L157 252V254H156L157 256L155 255V259L158 258L157 262H158L159 264H166V262L164 261V255H165V258H166V259H169V260H170L171 257H172V259H174V261H171L172 264H175V261H177L176 258L179 259V260L181 259V258H179L178 256H180V257H181V256H182V257L185 256L184 253H186V251H185L186 248H185V246H183V247H184V248L182 247L183 251L180 252V250H182V249H180V248H181V243H180V242L184 239V238L181 239L182 236H184V237L186 236V234H185V233H187L186 230H188L189 225H190V224L188 225ZM5 223H6V224H5ZM7 224H8V226H7ZM23 224H25V226L27 225V226L25 227L26 229H27L28 226H30V225L32 224V225L30 226V228L28 227V229L30 230V233H29V230H28V229H27V231H26V229L24 230L25 233H23V234L21 233V232H23V231H21V230L24 229V228H23V227H24ZM79 224H80V226L82 225L81 223H79ZM87 224H88V223H86V225L83 224V226H81V227H86V226L89 227L90 225H89V224L87 225ZM66 225H67V226L69 225V226L67 227ZM181 225H182V228L184 227V229H181ZM5 226H7V227H5ZM8 227H9V231L11 230V231L9 232L10 234L7 233V229H5V228H8ZM21 227H22V229H19V228H21ZM33 227H32V228H33ZM60 227H61V228H60ZM66 227H67V228H66ZM72 227H71V229H69V231H68V232H69V234H67L68 237H67V236H64V235L61 234V232H60V235H62L61 237H65V238L67 237V239L69 240V239H70L69 236H71V235H70V233H71L70 231L73 229ZM75 227H74V228H75ZM78 227H79V226H78ZM185 227H186V229H185ZM241 227H243V226H241ZM1 228H3V230H2ZM58 228H60V229H58ZM62 228L65 230V233H66V234L64 233V230H63ZM18 229H19V230H18ZM169 229H170V230H169ZM4 230H5L6 232H5ZM62 230H63V231H62ZM183 230H184V231H183ZM19 231H20V232H19ZM171 231H175L174 234H176L177 236L175 237V235H174L173 232H171ZM178 231H181V232H178ZM182 231H183V232H182ZM185 231H186V232H185ZM15 232H16V234H15ZM17 232H18V233H17ZM176 232H177L178 234H177ZM5 233H7V234H5ZM19 233H21V235H20ZM27 233H29L30 235L27 234ZM58 233H59V232H58ZM166 233H167V234H166ZM181 233H184V235H182ZM170 234H172V235H170ZM250 234H251V233H250ZM2 235H5L6 238H5L4 236H2ZM6 235H8V236H6ZM27 235H28V237H27ZM60 235L58 234L59 237H60ZM168 235H169V236H168ZM173 235H174V236H173ZM180 235H181V237H180ZM24 236L27 237V238H26L27 240H24V238H25ZM178 236L180 237L179 239H180L181 241L177 238ZM249 236H250V235H249ZM1 237H2L3 239H1ZM7 237H8L9 239H8ZM10 237H11V238H10ZM168 237H169V239H170L172 242H174V239H176L175 242L178 241V240L180 241V242L178 241V242L180 243V247H179V245H177V244H179V243H176V245H177L176 249L179 247V249H177L178 252L175 251V250H176V249H175V246H174V247H170V248H172V249H170V248L167 247L168 245L172 244V242L168 240ZM254 237H255V236H254V233H253V235H251V237H249V238H250L249 241H248V239H247V241H248L249 243H253V242H255V241H256V238L253 240ZM12 238H13V239H12ZM28 239H29V241H28ZM59 239H60V238H59ZM61 239H62V238H61ZM67 239H64L65 241H63V239H62V240H60V242L63 243V245H65L66 242H68ZM72 239H73V238H71V239L69 240L70 244H72L71 241L73 242ZM172 239H173V240H172ZM185 239H186V237H185ZM251 239L253 240V242H252ZM5 240H6V242H5ZM7 240H8V241H7ZM75 240H76V239H75ZM1 241H2V242H1ZM163 241H162V242H163ZM167 241H168V242H167ZM4 242H5L6 244H5ZM7 242H8V243H7ZM24 242L21 244V241H20V242H19L20 245H18L17 242L14 243V245L16 244V246H14V245L11 243L12 246L16 248V250L18 249V252H19V248H20V252H19V253H18V252H15V251H16L15 248H13L14 250H11V251H13L15 254H17V255L19 256V257H18V256L16 255V257H17L19 260H21V259H20L21 254H22L21 251H23V249H25V248H23V246H26V245L24 244ZM28 242H29V244H28ZM31 242H32V243H31ZM69 242H68V244H69ZM169 242H171V243L169 244ZM248 242H247V247H244V249L246 248V249H245V250H246L245 252L248 251V248H249V247H250V249H251V246L248 244ZM1 243H2V244H1ZM64 243H65V244H64ZM3 244H4L5 246H4ZM161 244H162V243H161ZM253 244H254V243H253ZM17 245H18V246H17ZM21 245H22V246H21ZM66 245H67V244H66ZM183 245H184V244H183ZM19 246H20V247H19ZM68 246H69V245H68ZM21 247H22V248H21ZM69 247H70V246H69ZM69 247H68V248H69ZM3 248L1 249V251H4V250H5V249H3ZM11 248H12V247H11ZM173 248H174V249H173ZM21 249H22V250H21ZM167 249H168V251H167ZM244 249H243V250H244ZM169 250H170V251H169ZM173 250H174L175 252H174ZM166 251H167V252H170V253L167 255V253H164V252H166ZM172 251H173V255H171V254H172ZM13 252H11V253H12V256H14V255H13V254H14ZM20 253H21V254H20ZM174 253H175V254H174ZM179 253H180V254H179ZM181 253H182V255H181ZM162 254H164L163 257H162ZM183 254H184V255H183ZM170 255H171V257H170ZM174 255H175V256H174ZM10 257H11V256H10ZM14 257H15V256H14ZM14 257H11V258L13 259ZM16 257H15V258H16ZM185 257H187V256H185ZM21 258H22V257H21ZM160 258H161V260H160ZM18 259H17V260H18ZM22 259L24 260V258H22ZM172 259H171V260H172ZM183 259H185V258H183ZM181 261H182V259H181ZM155 262H156V261H155ZM157 262H156V263H152V264H157ZM163 262H164V263H163Z\"/></svg>",
	"mask_w": 264,
	"mask_h": 264
},
{
	"label": "crops",
	"instance_id": "crops-1",
	"mask_svg": "<svg viewBox=\"0 0 264 264\" xmlns=\"http://www.w3.org/2000/svg\"><path fill=\"white\" fill-rule=\"evenodd\" d=\"M16 1V2H15ZM23 1V2H22ZM27 2L25 4V2ZM36 1V2H35ZM50 1V2H49ZM20 4H19V3ZM45 2H48L47 5L45 4ZM56 2V5H55ZM24 3V4H23ZM57 3L60 5V0H0V104L4 103L5 104V115H12V117L16 116V118L19 117V113H20V107H23V115H25V112L30 111V109H28V106L30 105V102L34 103L33 100L36 101L35 97H37L39 103H41L40 105H45V103L48 105H51V103L53 102V105L55 106L56 101H60V97H61V91H62V83H63V79H62V71L61 68H57V67H53V64H51L50 62H54L55 58H51L49 56H52V48H53V44L55 43L56 39H58V43L60 42V36L61 34L60 32V24L61 23V10L57 7ZM11 4V5H10ZM14 6H13V5ZM52 4V5H51ZM37 6V7H36ZM23 7V8H22ZM40 7V8H39ZM43 7V8H42ZM37 8V9H35ZM49 10H48V9ZM57 8L59 9V11L57 10ZM39 9V10H38ZM55 9V10H54ZM24 12H23V11ZM47 10V11H46ZM52 10V12H50ZM57 10V11H56ZM10 11V12H9ZM48 12V13H47ZM55 12V13H54ZM47 13V14H46ZM11 14V15H9ZM24 14V15H21ZM37 14V15H36ZM53 14L56 16H53ZM19 15V16H18ZM42 15V16H41ZM48 17H46V16ZM59 15V16H58ZM24 16V17H23ZM37 18H34V17ZM18 17V18H17ZM41 18V20L39 19ZM43 18V19H42ZM47 18V20L45 19ZM51 20H48V19ZM16 19V20H15ZM21 19V20H20ZM23 19H27L26 21ZM36 19V20H35ZM12 20V21H11ZM29 20V21H28ZM43 24L42 26L39 24V21ZM54 20V21H53ZM28 21V22H27ZM32 21V22H31ZM53 21V22H52ZM21 22V23H20ZM47 22H49L50 26H56L58 29V31L56 30V27L52 28L50 26H46L49 25L47 24ZM51 22V23H50ZM34 23V24H32ZM46 24V25H45ZM58 24V26H57ZM18 25V27L16 26ZM45 25V26H44ZM13 26H16V28H13ZM40 26V27H39ZM36 27V28H35ZM42 27V29H41ZM26 28V29H25ZM39 28V29H38ZM51 28V29H50ZM56 28V29H53ZM13 29H16L13 31ZM21 29V30H19ZM28 29V30H27ZM31 29V30H30ZM46 29V30H45ZM47 29L50 31H47ZM41 30V31H40ZM47 31V32H44ZM54 30V32H53ZM12 31V32H11ZM40 31V32H39ZM17 32V33H15ZM39 32V33H38ZM50 32V34H49ZM54 34L53 33H56ZM20 33V34H18ZM46 33V34H45ZM52 33V34H51ZM59 35V37H57ZM3 35V36H2ZM10 35V36H9ZM13 35L15 36V38L13 37ZM19 35V36H18ZM26 35V37H24ZM30 35V38H29ZM39 37H38V36ZM55 40H51L53 39ZM6 36V37H5ZM17 36V37H16ZM34 36V38H33ZM46 36V38H45ZM50 36V37H49ZM5 37V38H4ZM13 37V38H12ZM38 37V38H37ZM2 38V39H1ZM4 38V39H3ZM11 38V39H10ZM18 38V39H17ZM33 38V40H32ZM9 39V40H8ZM17 43V40H19ZM21 39H25L24 42H22ZM28 39V40H27ZM32 41H31V40ZM36 39V40H35ZM45 39V40H44ZM47 39V40H46ZM5 40V42H4ZM7 40V41H6ZM15 40V41H12ZM29 41V42H28ZM32 43H31V42ZM41 41V42H39ZM46 41V42H43ZM54 41V42H53ZM12 42H16L17 44L12 45ZM27 42V44H26ZM30 43V44H28ZM47 43V44H46ZM49 43H51L52 45H50ZM23 44V45H22ZM32 44V45H31ZM56 44V43H55ZM18 45V46H17ZM30 45V46H29ZM35 45V47L33 46ZM50 45V46H49ZM11 46V47H10ZM15 46V48H14ZM45 46V47H43ZM48 46L50 51L49 52V56L47 55L48 50ZM10 47V48H9ZM19 47V49H18ZM32 47V49L30 48ZM43 47V48H42ZM14 48V49H13ZM17 48V50H16ZM31 50H29V49ZM28 49V50H26ZM43 49L44 52H41ZM46 49V50H45ZM11 50V51H10ZM13 50V51H12ZM15 50V51H14ZM19 51V52H18ZM31 53H30V52ZM9 52V53H8ZM13 52V53H10ZM15 52L18 54H15ZM35 52V53H34ZM5 53V54H4ZM20 53V55H19ZM28 53L29 56H28ZM34 53V54H32ZM11 54V55H9ZM13 54V55H12ZM8 55V56H7ZM15 55V56H14ZM23 55V56H22ZM35 55V56H32ZM40 55V56H39ZM44 57H43V56ZM47 55V56H46ZM5 56V57H4ZM12 56V57H11ZM42 56V57H41ZM11 57V58H10ZM15 57V58H13ZM34 58V60L32 61V59ZM41 57V58H40ZM6 60H5V59ZM40 58V59H39ZM4 59V60H3ZM29 61H28V60ZM36 59V60H35ZM41 59H43L41 61ZM46 61H45V60ZM9 60V61H8ZM15 60V61H14ZM19 60V61H18ZM40 60V61H38ZM8 61V62H7ZM18 61V63H17ZM32 61V62H31ZM48 61V62H47ZM10 62V63H9ZM15 62V63H14ZM29 62V63H28ZM41 62V63H40ZM44 62V63H42ZM13 63V65H12ZM27 63V64H26ZM7 64V65H6ZM18 67H16L15 65ZM42 64V65H41ZM44 64V66H43ZM49 64V65H48ZM12 65V66H11ZM23 65V66H22ZM35 65V66H34ZM40 65V66H39ZM6 66V67H5ZM21 66V67H20ZM29 66V67H28ZM36 66L39 68L36 69ZM43 66V67H42ZM48 66V67H47ZM42 67V68H41ZM9 68V69H8ZM13 68V69H12ZM16 68V69H15ZM21 68V70H20ZM27 68V69H26ZM47 68V69H46ZM56 68V69H55ZM4 69V70H3ZM11 69V71H10ZM17 69H19L17 71ZM29 71V75L28 71ZM39 69V70H38ZM44 69V70H43ZM7 70V71H6ZM14 70V71H13ZM10 73L12 72V76L9 74H7L6 72ZM24 71V72H23ZM31 71V72H30ZM36 71H38V73H36ZM41 71V74H40ZM26 72H27V76H26ZM53 72V73H52ZM6 73V74H5ZM25 73V74H24ZM4 74V75H3ZM38 74V76H37ZM8 77H5V76ZM44 75V76H43ZM53 75V76H52ZM55 75V76H54ZM26 76V77H24ZM43 76V77H42ZM34 77V78H33ZM8 78V79H7ZM26 78V79H25ZM28 78V80H27ZM30 78V79H29ZM39 78V79H38ZM60 78V79H59ZM7 79V80H6ZM11 81H10V80ZM6 80V82H5ZM35 80V81H34ZM8 81V82H7ZM24 81V82H23ZM44 82V83H43ZM5 85H3V84ZM2 84V85H1ZM45 84V85H44ZM38 85V86H37ZM2 87V88H1ZM4 87V88H3ZM43 87V88H42ZM34 88V89H33ZM38 88V89H37ZM5 89H11V91L7 90V93L4 91ZM36 89V90H35ZM30 90V91H29ZM39 90V91H38ZM42 93H41V92ZM37 92V93H36ZM47 92V94H46ZM3 93V95H2ZM30 94V95H29ZM41 94V95H40ZM46 94V95H45ZM38 95V96H37ZM30 96V97H29ZM41 96V97H40ZM44 96V97H43ZM5 101H3V98ZM41 99H40V98ZM58 97V98H57ZM25 98V99H24ZM44 99V100H43ZM49 99V100H48ZM57 99V100H56ZM28 100V101H27ZM32 103V104H33ZM14 104V105H13ZM46 106V107H47ZM14 107V108H13ZM43 108V107H41ZM28 109V110H27ZM14 110V111H13ZM44 110V109H43ZM32 111H30L29 114H31ZM28 114V113H27ZM28 114V115H29ZM15 131H17V128L14 129Z\"/></svg>",
	"mask_w": 264,
	"mask_h": 264
}]
</instances>
